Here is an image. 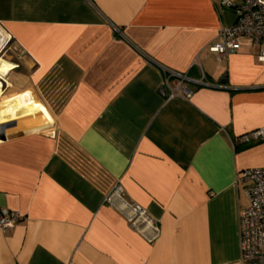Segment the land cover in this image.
<instances>
[{
    "label": "crops",
    "instance_id": "0c3cea01",
    "mask_svg": "<svg viewBox=\"0 0 264 264\" xmlns=\"http://www.w3.org/2000/svg\"><path fill=\"white\" fill-rule=\"evenodd\" d=\"M234 19L222 0H0V208L24 216L0 264H240L264 61L248 38L209 49ZM170 72L188 97L162 94Z\"/></svg>",
    "mask_w": 264,
    "mask_h": 264
},
{
    "label": "built area",
    "instance_id": "2783aa9c",
    "mask_svg": "<svg viewBox=\"0 0 264 264\" xmlns=\"http://www.w3.org/2000/svg\"><path fill=\"white\" fill-rule=\"evenodd\" d=\"M224 6L233 9L234 22L227 27H221L217 38L209 49L221 59L240 48V39L248 38L259 45L258 59L264 61V0H242L234 3L222 0ZM170 75H178L180 80L176 87L168 81ZM185 76L170 72L162 82L161 92L168 98L175 96L188 97L191 90L184 84ZM167 90L168 93H167ZM264 141V127L258 128L250 134L243 135L242 141ZM237 179L242 183L247 205L238 210V239L240 264H264V167H250L241 169ZM121 191L115 185L112 193ZM129 220L132 224H150L146 210L139 204L130 205ZM24 216L20 211L0 208V228L6 231L13 228Z\"/></svg>",
    "mask_w": 264,
    "mask_h": 264
},
{
    "label": "bare ground",
    "instance_id": "6f19581e",
    "mask_svg": "<svg viewBox=\"0 0 264 264\" xmlns=\"http://www.w3.org/2000/svg\"><path fill=\"white\" fill-rule=\"evenodd\" d=\"M1 34H2V30L0 29V45H1ZM11 66H12V62L0 57V76H5L9 71V69L11 68Z\"/></svg>",
    "mask_w": 264,
    "mask_h": 264
},
{
    "label": "rangeland",
    "instance_id": "374dc122",
    "mask_svg": "<svg viewBox=\"0 0 264 264\" xmlns=\"http://www.w3.org/2000/svg\"><path fill=\"white\" fill-rule=\"evenodd\" d=\"M2 42V41H1ZM2 44V43H1ZM1 54V53H0ZM19 55H21L20 54V52L19 51H17V56H19ZM0 57H2L1 55H0ZM3 58V57H2ZM3 59H5V58H3ZM7 60V59H6ZM9 61V60H8ZM246 205H247V203H246ZM245 206V205H244Z\"/></svg>",
    "mask_w": 264,
    "mask_h": 264
},
{
    "label": "water",
    "instance_id": "95a60500",
    "mask_svg": "<svg viewBox=\"0 0 264 264\" xmlns=\"http://www.w3.org/2000/svg\"><path fill=\"white\" fill-rule=\"evenodd\" d=\"M12 135H14V134H11V135L4 136L3 138H6V137H8V136H12ZM3 138H2V139H3Z\"/></svg>",
    "mask_w": 264,
    "mask_h": 264
}]
</instances>
